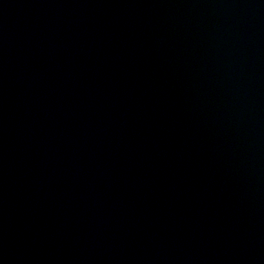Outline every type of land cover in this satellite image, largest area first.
Instances as JSON below:
<instances>
[{"label":"water","instance_id":"1","mask_svg":"<svg viewBox=\"0 0 264 264\" xmlns=\"http://www.w3.org/2000/svg\"><path fill=\"white\" fill-rule=\"evenodd\" d=\"M0 264H264V0H0Z\"/></svg>","mask_w":264,"mask_h":264}]
</instances>
